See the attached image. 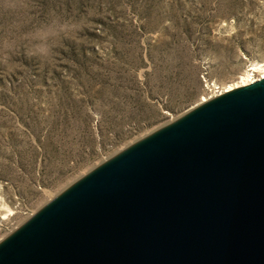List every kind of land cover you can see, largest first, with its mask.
I'll return each instance as SVG.
<instances>
[{
    "label": "rangeland",
    "instance_id": "rangeland-1",
    "mask_svg": "<svg viewBox=\"0 0 264 264\" xmlns=\"http://www.w3.org/2000/svg\"><path fill=\"white\" fill-rule=\"evenodd\" d=\"M264 64V0H0V243Z\"/></svg>",
    "mask_w": 264,
    "mask_h": 264
},
{
    "label": "water",
    "instance_id": "water-1",
    "mask_svg": "<svg viewBox=\"0 0 264 264\" xmlns=\"http://www.w3.org/2000/svg\"><path fill=\"white\" fill-rule=\"evenodd\" d=\"M0 264H264V79L82 178L0 243Z\"/></svg>",
    "mask_w": 264,
    "mask_h": 264
},
{
    "label": "bare ground",
    "instance_id": "bare-ground-1",
    "mask_svg": "<svg viewBox=\"0 0 264 264\" xmlns=\"http://www.w3.org/2000/svg\"><path fill=\"white\" fill-rule=\"evenodd\" d=\"M264 79V64H254L251 65L250 68H248L243 75L239 78L238 81H235L233 83H230L227 86L220 87L216 83L209 84V87L211 88V94L208 96H204L199 104H203L205 102H208L209 100L221 96L223 94L232 92L234 90H237L239 88L247 87L252 84L257 83L258 81Z\"/></svg>",
    "mask_w": 264,
    "mask_h": 264
}]
</instances>
